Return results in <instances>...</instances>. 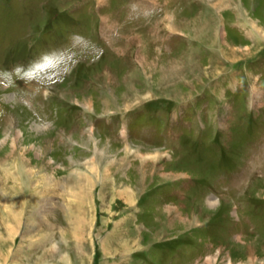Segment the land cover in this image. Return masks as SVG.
Instances as JSON below:
<instances>
[{
	"label": "rangeland",
	"instance_id": "obj_1",
	"mask_svg": "<svg viewBox=\"0 0 264 264\" xmlns=\"http://www.w3.org/2000/svg\"><path fill=\"white\" fill-rule=\"evenodd\" d=\"M134 1L0 0V71L23 55L28 74L56 77L82 59L46 107L27 78L0 79V264H264V0H196L183 17L178 0ZM159 11L150 31L185 48L156 46L146 27L119 38ZM236 78L249 84L242 111L225 89ZM157 101L179 106L159 119L164 146L127 125ZM191 122L227 167L191 150Z\"/></svg>",
	"mask_w": 264,
	"mask_h": 264
},
{
	"label": "bare ground",
	"instance_id": "obj_2",
	"mask_svg": "<svg viewBox=\"0 0 264 264\" xmlns=\"http://www.w3.org/2000/svg\"><path fill=\"white\" fill-rule=\"evenodd\" d=\"M18 134V133H17ZM82 182V181H81ZM81 186V185H80ZM85 194V191H84V189H82V187H81V191H78V196L77 197H79V203H80V205H81V203H82V201H84V195ZM79 223V222H78ZM18 226V225H17ZM8 230H9V228H8ZM21 246V245H20ZM20 246H18L17 247V249H16V251L17 250H19V247ZM16 253V252H15ZM15 253H14V255L13 256H15ZM13 261V259L11 260V262Z\"/></svg>",
	"mask_w": 264,
	"mask_h": 264
},
{
	"label": "crops",
	"instance_id": "obj_3",
	"mask_svg": "<svg viewBox=\"0 0 264 264\" xmlns=\"http://www.w3.org/2000/svg\"><path fill=\"white\" fill-rule=\"evenodd\" d=\"M112 190V189H111ZM110 200H111V198H110ZM102 204H103V201H102ZM101 213V212H100ZM102 213H104V207L102 206ZM110 230H113L114 231V234H115V236L116 235H118L119 237H120V235L117 233V231L116 230H114V227H112ZM46 251V250H45ZM41 256V255H40ZM46 257V256H45ZM10 264V263H9ZM65 264H67V263H65ZM69 264V263H68Z\"/></svg>",
	"mask_w": 264,
	"mask_h": 264
}]
</instances>
